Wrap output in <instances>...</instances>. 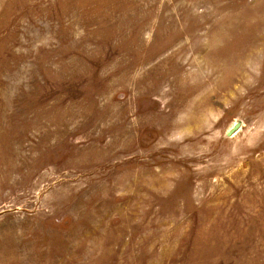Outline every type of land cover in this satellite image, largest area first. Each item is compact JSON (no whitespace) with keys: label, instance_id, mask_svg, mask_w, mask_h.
Here are the masks:
<instances>
[{"label":"rangeland","instance_id":"1","mask_svg":"<svg viewBox=\"0 0 264 264\" xmlns=\"http://www.w3.org/2000/svg\"><path fill=\"white\" fill-rule=\"evenodd\" d=\"M0 264H264V0H0Z\"/></svg>","mask_w":264,"mask_h":264},{"label":"water","instance_id":"2","mask_svg":"<svg viewBox=\"0 0 264 264\" xmlns=\"http://www.w3.org/2000/svg\"><path fill=\"white\" fill-rule=\"evenodd\" d=\"M241 125H242V122H240V121H237L230 129H229V131L227 132V136L228 137H231L234 133H236L239 129H240V127H241Z\"/></svg>","mask_w":264,"mask_h":264}]
</instances>
